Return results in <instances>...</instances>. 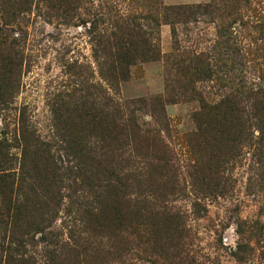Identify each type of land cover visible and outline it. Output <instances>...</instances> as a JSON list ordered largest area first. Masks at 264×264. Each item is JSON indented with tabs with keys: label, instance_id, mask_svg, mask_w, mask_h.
<instances>
[{
	"label": "rangeland",
	"instance_id": "rangeland-1",
	"mask_svg": "<svg viewBox=\"0 0 264 264\" xmlns=\"http://www.w3.org/2000/svg\"><path fill=\"white\" fill-rule=\"evenodd\" d=\"M260 22L264 0H0V165L19 174L23 110L40 142L73 140L91 179L110 177L85 225L64 179L41 233L0 196V235L37 264L56 243L59 264H264ZM225 98L234 110L214 115ZM22 192L32 221L40 190Z\"/></svg>",
	"mask_w": 264,
	"mask_h": 264
},
{
	"label": "trees",
	"instance_id": "trees-1",
	"mask_svg": "<svg viewBox=\"0 0 264 264\" xmlns=\"http://www.w3.org/2000/svg\"><path fill=\"white\" fill-rule=\"evenodd\" d=\"M145 19H152V16H144ZM3 32V30H1ZM256 40L259 41L261 50L263 51L261 57L264 60V22L259 23V29L256 35ZM18 56L17 51H13L8 57L6 64L11 65ZM264 73V68L262 69ZM7 87L0 86V103L5 104L7 100L4 96L8 94ZM238 93V89L235 90ZM253 98H257V104L260 106L264 101V90L258 88L253 94ZM225 98L223 101L216 103L211 112L214 115L226 118L227 114H230L234 109H230L229 100ZM18 148L20 149L19 159V174H16L12 165H0V196L3 200L2 207L7 210V214L10 213V208L13 209L15 217L22 215L25 219L22 222L24 228L29 231L41 233L47 228L51 229V224L48 222L49 218H52L58 208V202H60V184L65 179L68 180L74 188L73 192L79 193L77 196L78 204L76 211H72L76 218H78L80 224L85 225L87 222L84 217L90 218L95 214V211L100 207V195L98 193L106 192L109 188H106L110 184V177H107L105 184L99 185L97 182L91 179L90 163L87 161L89 157L84 158L83 150L78 148L74 141H68L67 139H61V143L58 144V151L54 149L49 142H40L41 139L35 132L30 131L28 124L26 123L25 112L21 110L18 118ZM32 142L34 146L38 145L40 153H43L40 157V162L37 163L31 156L33 155ZM73 144V145H72ZM7 138L4 137L0 141V155L2 159L8 161ZM6 149V150H5ZM5 153L3 154V151ZM59 151L61 153H59ZM57 152V153H56ZM31 154V155H30ZM59 154V155H58ZM6 166H8L6 168ZM17 176V179H16ZM25 179L28 181L25 182ZM26 183V184H25ZM28 189L31 194L38 197L35 194V189L40 190L39 195L42 198V203L39 206L40 215L34 216L32 221L29 220V214H23V211L27 212V205L25 203L26 196L22 192V188ZM110 186V185H109ZM96 189V190H95ZM113 189L110 188V190ZM81 206L83 207L81 209ZM21 216V217H22ZM30 216V215H29ZM27 219V220H26ZM48 235H51V231L48 230ZM43 235V234H42ZM45 235V234H44ZM42 240L45 237L41 236ZM66 243H56L50 250L45 252V264H59L58 260L64 250L68 248ZM74 251V249L72 250ZM44 259V261H45ZM43 261V262H44ZM0 264H37V260L34 255L30 254L24 246L22 239L15 236V231H12L11 235H0Z\"/></svg>",
	"mask_w": 264,
	"mask_h": 264
}]
</instances>
